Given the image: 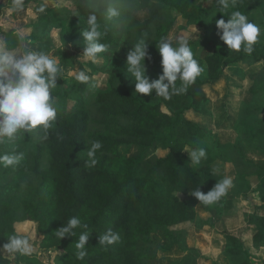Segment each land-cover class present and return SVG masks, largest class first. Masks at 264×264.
<instances>
[{
	"label": "trees",
	"instance_id": "obj_1",
	"mask_svg": "<svg viewBox=\"0 0 264 264\" xmlns=\"http://www.w3.org/2000/svg\"><path fill=\"white\" fill-rule=\"evenodd\" d=\"M156 1L159 4L150 5V15L142 22L133 18L125 26L124 18L130 15L134 0H119L122 14L118 21L99 17L102 30L106 31L102 42L110 45L109 49L119 46L122 33L130 39L131 48L134 43L146 39L151 59H146L145 64L150 79H158L162 73L157 41L167 38L174 24L164 18L165 8L175 9L189 24L198 25L204 24L213 14L216 21L221 18L227 21L229 17L226 16L235 10L244 12L255 23L252 14L255 6L264 7V0H238L237 7L225 10L224 16L218 13L215 0H204L200 5L201 0ZM80 8L85 17L83 0ZM81 23L77 37L83 47L84 26ZM2 33L5 41L0 43L18 46L20 38L16 30ZM189 43L204 71L186 92L170 100L156 97L154 92L137 95L135 84L125 83L118 70L112 72L111 87L99 92L89 104L85 101L88 82L80 83L75 76H70L64 87L57 80L58 87L52 90L57 98L53 127L47 133L38 128L23 136L33 146L27 166L30 176L14 183L12 191L0 187V249L8 242L7 236L17 230L18 223L35 222L44 235L40 242L42 248L64 250L58 264H144L146 254L137 247L141 236L148 237L161 228L177 230L195 221L196 198L190 192L193 188L200 189L203 178L199 169L190 167L184 148L204 147L207 159L202 165L212 162L214 156L211 127L201 124L190 114H211L203 86L221 79L230 65L249 67L247 77L254 84L264 81V45L257 42L248 55L243 50L230 52L221 41L211 54L202 57L196 54L195 43ZM55 52L67 55L60 49ZM251 91L256 92L253 87ZM70 102L73 103L71 108ZM243 110L247 118H259V122L264 123V118L260 117L262 107ZM165 130L175 139L168 154L159 157L147 172L137 174L143 154L134 156L120 148H151L162 141L160 138ZM94 141L102 144L95 155L98 163L86 167V150ZM8 174L0 169V180ZM74 216L86 223L87 231L91 232L88 255L83 260L76 259L79 229L77 236L61 240L55 237V231ZM249 218L255 225L254 242H264V215H250ZM108 229L118 232L120 240L108 246L99 245L100 235ZM226 239L230 246L221 256L211 259L213 264H254L239 236L227 234ZM261 262L264 264V258ZM18 264L41 263L33 255L21 256Z\"/></svg>",
	"mask_w": 264,
	"mask_h": 264
},
{
	"label": "rangeland",
	"instance_id": "obj_2",
	"mask_svg": "<svg viewBox=\"0 0 264 264\" xmlns=\"http://www.w3.org/2000/svg\"><path fill=\"white\" fill-rule=\"evenodd\" d=\"M202 1L204 0L199 5ZM153 3L159 4L156 0H134L130 15L124 18L125 26L133 18L141 22L146 20ZM81 4L82 0H24L25 10L20 11L14 8L13 0H0V29L6 27L16 30L24 38L25 46L33 51L54 52L61 69V77L58 79L64 87L69 83L70 76L84 72L89 77L85 95V101L89 104L99 92L111 87L110 79L114 70L119 71L125 83L133 85L135 82L126 75V57L131 45L130 39L123 33L119 46L102 53L95 63L84 57L80 37H77L79 24L84 17ZM42 5H46L44 11L39 10ZM252 14L261 29L257 42L264 45V7L255 6ZM75 15L81 17V22ZM164 16L174 23L167 38L175 44L178 36L186 35L189 41L195 43L196 54L199 56L211 54L221 42L217 35L215 14L204 24L198 25L189 24L172 8H165ZM2 32L0 31V42L5 41ZM58 49L65 51L67 55L55 52ZM249 69L245 65L228 66L221 79L203 86L211 114H190L201 124L211 127L212 132L214 160L200 166L203 183L199 190L206 194L223 176L231 177L233 187L221 202L211 206L200 205L196 199L194 204L197 216L192 224L177 230L161 228L148 237L141 236L137 247L146 254L144 264H213L211 259L221 256L230 246L227 234L239 236L250 251L254 264H262L264 242H254L255 225L249 217L264 215V123H260L257 117V120L247 118L243 109H264V81L254 84L247 77ZM252 87L256 90L255 93H252ZM52 96L57 99L53 94ZM69 105L71 108L73 103L70 102ZM260 117L264 118V110ZM160 139L162 141L147 149L120 148L122 152L134 156L143 154L144 159L136 169L137 174L147 172L159 157L166 156L170 145L175 141L169 130H165ZM13 149L23 153V159L15 169L0 168L4 173L9 172L0 180V187L4 191H12L14 183L30 176L27 166L33 146L24 137L12 144L0 146V151L3 152ZM185 153L189 156L186 151ZM210 167L219 169L216 177L212 175ZM18 229H23L22 234L29 235L39 248V254L35 256L41 264H58L59 258L65 254L64 250L58 248L53 250L55 255L52 256L48 254V249L40 246L44 235L38 231L35 222H20ZM0 255L6 253L0 252ZM20 257L0 256V264H18Z\"/></svg>",
	"mask_w": 264,
	"mask_h": 264
},
{
	"label": "clouds",
	"instance_id": "obj_3",
	"mask_svg": "<svg viewBox=\"0 0 264 264\" xmlns=\"http://www.w3.org/2000/svg\"><path fill=\"white\" fill-rule=\"evenodd\" d=\"M219 7L218 13H223L230 7L236 8L238 0H215ZM16 10L23 11L24 0H13ZM46 5L39 9L44 11ZM85 17L83 19V55L95 63L101 58V54L108 52L110 45L102 42L106 31L102 30L99 17L102 15L106 21L115 22L121 17L119 0H83ZM80 18L79 15H75ZM225 16V15H224ZM226 17L216 21L217 35L223 41L230 52H240L251 55L254 45L261 34L259 25L252 22L249 17L240 10L231 11ZM8 28L0 31H9ZM20 43L16 47H8L0 43V146L12 144L17 139H22L24 134L32 133L36 129H42L45 133L53 127L57 117L55 98L52 90L58 87L57 80L61 77L59 60L52 51H33L23 44L22 35L17 32ZM157 49L161 56L162 73L158 79H150L146 74V59H151L147 50L146 39L134 43L126 57V75L135 82L136 94L151 95L170 100L172 96L187 91L188 86L194 84L204 71V68L194 58V53L186 35L176 38L175 45L170 38H161L157 41ZM80 83H87L89 77L80 72L75 76ZM179 81V86L177 82ZM63 139V137H60ZM87 148L88 160L86 167H94L98 161L95 155L102 144L99 141L90 142ZM190 167L199 169L202 161L207 159V150L204 147L189 150ZM23 159V153L15 149L7 152L0 151V168L15 169ZM199 166V167H198ZM211 173L216 177L219 169L210 167ZM202 183V182H201ZM233 187V180L229 176H223L217 180L214 187L206 194L198 188H193L190 195L195 197L200 205L211 206L221 202ZM75 242L77 250L76 259L83 260L88 255V241L90 233L88 225L82 223L80 218L72 217L67 223H63L55 231V237L59 240L65 237L77 236ZM23 229L16 230L7 236L8 242L3 244L0 252L15 258L16 256L30 257L39 254V248L33 243L31 237L22 234ZM120 240L118 232L108 229L99 237V245H112ZM49 255L55 252L49 249Z\"/></svg>",
	"mask_w": 264,
	"mask_h": 264
}]
</instances>
